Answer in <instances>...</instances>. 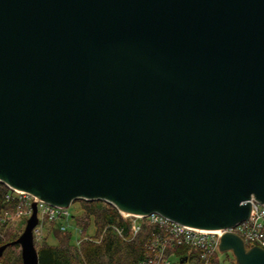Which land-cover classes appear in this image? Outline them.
<instances>
[{"label":"water","instance_id":"1","mask_svg":"<svg viewBox=\"0 0 264 264\" xmlns=\"http://www.w3.org/2000/svg\"><path fill=\"white\" fill-rule=\"evenodd\" d=\"M0 182L199 230L248 220L264 205V0H0ZM33 209L0 257L19 245L39 264ZM219 252L264 264L234 233Z\"/></svg>","mask_w":264,"mask_h":264},{"label":"trees","instance_id":"2","mask_svg":"<svg viewBox=\"0 0 264 264\" xmlns=\"http://www.w3.org/2000/svg\"><path fill=\"white\" fill-rule=\"evenodd\" d=\"M11 193L8 187L0 182V249L20 237V232L13 230L14 223L2 222L6 211L14 212V201L7 200ZM81 205V214H72V222L81 239L75 240L69 230L62 232L56 224L51 225L50 236L56 242L50 244L48 236L41 243L35 242L39 256V264H150L153 257L148 249V242L155 231L149 220L142 223L141 230L134 234L132 222L113 205L104 201H77ZM94 221V241L86 240L88 227ZM25 226V221L22 222ZM122 230V235L115 229ZM247 245V248H250ZM19 245L9 246L0 257V264H23L21 253H16ZM190 247H176L169 253L178 258L172 264H203L200 252ZM187 258V260H185ZM230 264H236L235 258ZM190 262V263H189ZM213 264H222L217 252L212 258Z\"/></svg>","mask_w":264,"mask_h":264},{"label":"built area","instance_id":"3","mask_svg":"<svg viewBox=\"0 0 264 264\" xmlns=\"http://www.w3.org/2000/svg\"><path fill=\"white\" fill-rule=\"evenodd\" d=\"M7 186V185H6ZM11 193L7 200L14 201L16 207L13 213L5 212L2 222H23L29 219L33 213V204H37L38 226L34 229V241L40 242L44 239L43 229L45 225L56 224L62 232H66L73 225L72 214L69 208L55 207L33 195L14 190L7 186ZM254 212L249 219L226 230L210 231L191 228L173 222L164 216L154 213L148 216H131L123 214L132 222L134 234L141 230L142 223L149 220L155 226L149 242L148 249L153 257L150 264H172L170 250L176 247H190L200 252L203 264H213V256L219 252L221 237L225 233L239 235L250 246H258L264 249V205L251 201ZM115 232L122 235V230L115 229ZM86 240L94 241L93 237H85Z\"/></svg>","mask_w":264,"mask_h":264},{"label":"rangeland","instance_id":"4","mask_svg":"<svg viewBox=\"0 0 264 264\" xmlns=\"http://www.w3.org/2000/svg\"><path fill=\"white\" fill-rule=\"evenodd\" d=\"M69 211L71 212V214H81L82 210H81V205L79 202H75L73 203L70 207H69ZM28 221V219L25 220V226H26V222ZM14 226H13V230H15V232L19 233L20 232V236L22 235V233L24 232L25 226L22 224V222H13ZM75 223H73V225L70 227L69 231L72 232L74 234V239L80 240L81 239V235L79 232H77L75 226ZM50 228L51 226L45 225V229H43V237L46 238L48 235V240L50 244H54L56 242V240L53 239L52 236H50L49 232H50ZM95 235V225H94V221L91 220V224L88 227V231H87V236L89 237H94ZM43 240H41L40 242L37 243H41ZM191 252H193V249H189L187 252V255H190ZM16 253H21V248L16 250ZM219 258L222 261V264H230L231 261L230 259L233 258L232 253H221L219 252ZM178 261V258L176 256H172L171 257V262L172 263H176ZM190 263V262H189Z\"/></svg>","mask_w":264,"mask_h":264}]
</instances>
